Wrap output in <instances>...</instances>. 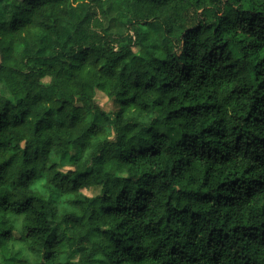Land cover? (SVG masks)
I'll list each match as a JSON object with an SVG mask.
<instances>
[{
  "label": "clouds",
  "instance_id": "9594fccd",
  "mask_svg": "<svg viewBox=\"0 0 264 264\" xmlns=\"http://www.w3.org/2000/svg\"><path fill=\"white\" fill-rule=\"evenodd\" d=\"M0 264H264V0H0Z\"/></svg>",
  "mask_w": 264,
  "mask_h": 264
}]
</instances>
